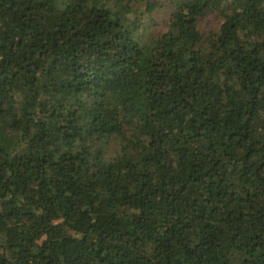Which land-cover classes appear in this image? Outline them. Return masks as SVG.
I'll use <instances>...</instances> for the list:
<instances>
[{
    "label": "trees",
    "instance_id": "trees-1",
    "mask_svg": "<svg viewBox=\"0 0 264 264\" xmlns=\"http://www.w3.org/2000/svg\"><path fill=\"white\" fill-rule=\"evenodd\" d=\"M167 2L0 0V264H264V0Z\"/></svg>",
    "mask_w": 264,
    "mask_h": 264
},
{
    "label": "rangeland",
    "instance_id": "rangeland-1",
    "mask_svg": "<svg viewBox=\"0 0 264 264\" xmlns=\"http://www.w3.org/2000/svg\"><path fill=\"white\" fill-rule=\"evenodd\" d=\"M159 3L157 7L150 13V15L144 14L142 16V22L149 24V34L153 37L164 33L167 30L170 14L173 9L172 5L167 0H152ZM223 21V17L220 13H208L202 16L198 21V30L205 36L210 32H216ZM122 141L115 138L112 139L110 144L103 148L104 157L106 159L118 154L119 146Z\"/></svg>",
    "mask_w": 264,
    "mask_h": 264
}]
</instances>
